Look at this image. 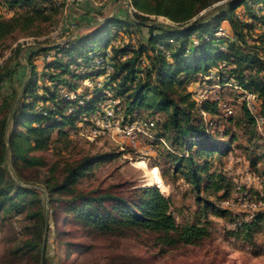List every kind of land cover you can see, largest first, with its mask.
Instances as JSON below:
<instances>
[{
	"label": "rangeland",
	"instance_id": "374dc122",
	"mask_svg": "<svg viewBox=\"0 0 264 264\" xmlns=\"http://www.w3.org/2000/svg\"><path fill=\"white\" fill-rule=\"evenodd\" d=\"M221 1L225 0L218 2ZM203 2L197 3L196 7ZM37 6L43 7L42 3ZM46 6H49L45 11L49 16L48 20L36 22L30 30L17 29L0 40V62L10 57L11 63L15 64L18 57L13 51L17 46L21 51L20 68L11 81L4 83L0 90V99L9 94L12 87L19 88L20 82L24 81L25 76L22 73L25 57L22 51L26 52L30 44L41 43L50 46L57 42L62 50L70 49L73 42L82 40L96 26L94 23L116 16L126 20L127 25L124 29L113 27L112 38L118 40V45L130 42L136 47L138 41L145 39L146 30L132 24L130 17H133V12L156 22L176 24L164 15L132 5L131 0H51ZM211 6L207 7L209 9L203 15L212 10ZM25 9H21L22 12H25ZM242 9L243 7H239L235 12ZM257 14H263L264 17V9H259ZM3 16L9 18L12 15ZM251 23L252 27L246 32V43L245 46L242 45V50L264 60V20ZM56 27H59L60 31L53 38L51 34ZM218 31H224L225 34L230 32L226 21L222 22ZM191 39L197 40V35ZM67 41H71L70 47H66ZM158 44L159 49L166 55L174 46L170 40H159ZM165 44L170 46L166 47ZM219 51L229 52L222 42L215 50ZM76 52L74 54L77 55ZM65 54L59 53L62 56ZM54 55V51L50 49L44 56L34 58V64L40 70L43 64H46L44 61L52 60ZM167 60L172 62L168 57ZM108 62L104 58H95L94 55L81 61L75 70L78 72L77 78L65 86L66 90L70 86L78 88L76 92H67L68 98H75L77 94L87 95L89 90L86 86L101 87L104 81L102 76L96 74L89 79L84 76L91 75L98 68L110 69L111 63ZM149 62L148 58L143 57L140 72H144ZM210 64L213 66L209 70L195 75L192 82L188 80L177 85L175 90L177 97L190 93L189 99L193 104L192 117L197 122L200 119L204 122L205 119L209 120L210 134L207 139L228 141L232 135L235 137V140L230 139L231 143L225 153L216 152L201 159L195 156L197 164L202 167L199 172L202 177L199 188L191 186L180 171H173V157L168 154L169 151L176 154L181 152L184 155L194 153L197 145L190 148V151L183 152L179 144L180 141L186 143V139L190 137L180 140L169 131H164L158 136L155 124L165 118L163 112L151 115L150 110L141 108L135 112L137 117L129 120L124 116V121L122 114L115 108L118 98L110 97L108 90H105L103 100L99 104V108L104 112L102 117H89L92 119L91 124L86 126L80 123L76 129L64 135H59L55 130L51 135L50 145L44 150L33 152L43 165L25 169L23 174L27 180L26 186H33L41 191L36 195L41 201L38 202L36 196L24 195L16 198V206L0 212V264H41L43 258L46 264H111L110 260L114 254L131 258L137 264H264V218L249 226L236 228L238 222H248L251 219L247 220L250 209L248 205L257 198L258 184L252 175L249 161L254 160L259 167L264 163L262 141L254 137L251 143L248 142V135H253L254 132L260 135L264 133V121L259 120V124L247 127L244 118V107L249 110L250 106L257 116L260 114L261 99L255 90L240 85L239 82L242 80L247 84L252 80H264V71H258L259 63L250 64L241 72L237 68L234 74L232 70L236 67L231 60L218 58L215 63L212 61ZM181 77L184 79V75ZM47 78L48 76H45L38 81L39 94L43 93L44 84L53 86ZM62 86L59 93L65 92ZM205 103L209 105V114L203 109ZM42 105L45 106L43 103ZM109 109L112 110V127L105 128L100 121L105 118ZM249 112L251 113L250 110ZM95 123L98 125L96 131H93ZM130 126L133 133L127 134L125 131ZM68 127L69 125L63 126L64 132ZM121 130L124 132H120ZM175 138L176 144L172 141ZM95 154L105 158L92 164L86 173L74 182L73 188L76 192L128 193L132 188L150 185L147 173L155 170L157 172L153 171L155 181L152 184H157L160 188L154 186L170 200L169 211L174 215L176 222L199 223L205 227L208 235L197 244H177L169 247L162 244L155 234L146 230L134 229L116 236L89 234L79 222H73L71 215L63 212L59 204L47 202L43 184L49 178V183L61 178L69 166ZM205 167L207 170L203 169ZM210 172H223L225 176L223 187L217 192L213 180L206 178L205 174ZM226 177L233 183L232 187ZM236 184H241L240 193L236 190ZM223 192L229 195L228 199L222 200ZM205 205L204 211L202 206ZM221 209H227L230 213H220ZM39 210L45 220L42 240L40 239L42 242H39L36 236L42 221V216L35 213ZM34 241L37 242L36 246L28 250ZM17 247H21V251L14 253Z\"/></svg>",
	"mask_w": 264,
	"mask_h": 264
},
{
	"label": "trees",
	"instance_id": "16d2710c",
	"mask_svg": "<svg viewBox=\"0 0 264 264\" xmlns=\"http://www.w3.org/2000/svg\"><path fill=\"white\" fill-rule=\"evenodd\" d=\"M131 1L132 5L164 15L176 24L156 22L133 12V17H130L132 24L146 30L145 39L138 41L136 47L130 42L116 44L118 40L112 38L114 36L111 29L113 27L124 29L127 21L112 16L94 26L82 40L73 42L70 49L62 50L60 44L54 45L55 43L50 46L34 43L35 46L27 47L26 52L22 51L25 57L22 75L27 77H23L24 81L20 82L19 88L12 87L10 93L0 99V212L16 206L18 197L28 194L36 196L41 192L36 187L26 186L27 180L23 174L25 169L43 165L33 152L46 149L55 130L59 135H64L76 129L80 123L86 126L91 124L90 118L102 117L104 112L99 108V104L103 100L105 90H108L110 97L118 98L115 108L120 115L122 114L124 121L126 120L124 116L129 120L137 117L135 112L141 108L150 110L151 115L163 112L165 118L155 124L158 136L164 131H169L180 140L190 137L186 139V143L180 141L179 144L183 152H188L197 145L194 153L184 155L181 152L176 154L169 151L168 154L173 157V171L175 173L180 171L183 178L195 188H199L202 181L199 174L202 167L197 164L195 156L201 159L216 152L225 153L231 143L230 139L235 140L233 135L228 141L207 139L210 134L209 120L205 119L204 122L200 119L197 122L192 117L193 104L189 99L190 93L177 97L175 90L177 85L188 80L192 82L195 75L209 70L213 66L210 63L212 61L215 63L218 58L231 60L235 64L233 74L237 68L241 72L253 63H259L258 71H264V60L242 50V45L245 46L246 43V32L252 27L251 22L264 20L263 14H257L259 9H264V0H225L224 3L195 20L192 17H196L200 11L210 5L213 6V3L219 0ZM50 2L51 0H0V4L15 9L14 14L9 18L0 14V40L17 29L30 30L36 22L48 20L49 16L45 11L46 7L51 6H46ZM200 2L203 3L196 7ZM38 3H42L43 7L37 6ZM239 7L243 9L235 12ZM21 9L26 11L22 12ZM223 21H226L230 32L217 34ZM194 35H197V40L191 39ZM159 40L173 42V49L168 55L159 49ZM70 42H66V47H70ZM221 42L227 46L229 52H215ZM165 46L170 45L165 44ZM50 49L54 51V57L52 60L44 61L46 64H43L39 70L33 59L44 56ZM20 52L19 46L13 51L18 57L15 64L11 63L10 57L0 62V90L4 83L11 81L18 72L21 65ZM75 52L77 55L74 54ZM59 53L66 54L62 56ZM93 55L111 63L110 69L98 68L91 75L84 76L88 79L96 74L102 76L104 81L101 87L86 86L89 90L87 95L77 94L75 98L69 99L67 92H76L78 89L76 86H70L66 90L68 83H72L77 78L78 72H75L77 66ZM143 57L148 58L150 62L145 66L144 72H140L139 67ZM167 57L172 60L171 63L168 62ZM181 75H184V79ZM45 76H48V82L53 86L44 84L43 93L39 94L37 84ZM239 83L257 92L261 99V110L256 116L263 122L264 80H252L247 84L240 80ZM61 86L65 88V92L59 93ZM203 109L209 114L208 103L203 105ZM244 118L247 127L255 126V117L246 107H244ZM65 125L69 127L64 132L62 128ZM254 137L260 139L261 145L264 146V133L260 135L254 132L253 135H248V142L251 143ZM172 141L174 144L177 142L176 138ZM104 158L103 155L96 154L87 156L69 166L61 178L50 183V178L45 180L43 191L47 195V202L59 204L62 211L70 214L73 222H79L89 234L116 236L124 235L134 229L146 230L155 234L162 244L169 247L177 244H197L208 235L205 227L199 223L178 224L169 211L170 200L154 186L157 184L135 187L128 193L120 194L100 191L76 192L73 188L74 182L83 176L92 164ZM249 162L253 177L258 179L257 198L264 201V163L259 167L254 160ZM203 169L207 170V167ZM219 173L205 174L206 178L213 180L215 192L223 187L225 176L223 172ZM225 179L232 187L231 180L227 177ZM260 192L262 195L259 194ZM228 198L229 195L223 192L222 200ZM37 200L41 201L38 197ZM202 207L205 211L206 205ZM35 213L42 216L36 231L38 241L42 242L40 239L42 240L45 220L40 210ZM220 213L230 212L221 209ZM262 218L264 212L257 211L248 222L237 223L236 228L249 226ZM36 244L37 242L34 241L28 250L33 249ZM18 251H21V247H17L14 253ZM110 262L137 264L131 258H123L120 254H114ZM41 264H46L44 258Z\"/></svg>",
	"mask_w": 264,
	"mask_h": 264
},
{
	"label": "built area",
	"instance_id": "2783aa9c",
	"mask_svg": "<svg viewBox=\"0 0 264 264\" xmlns=\"http://www.w3.org/2000/svg\"><path fill=\"white\" fill-rule=\"evenodd\" d=\"M14 11H15V9H13V8H8L6 5H3V4H0V14H2V15H7V16H9V15H13L14 14ZM60 31V28L59 27H56L54 30H53V32H52V34H51V36L53 37V38H55L56 37V35L58 34V32ZM217 34H225L224 33V31L222 32V31H218L217 32ZM249 107V110L251 111V113H253V116L255 117V120H256V123H260L261 122V120L256 116V114L250 109V106H248ZM112 115V110H108L107 111V114H105V121H104V119L103 120H101L100 121V123H102V125H103V127H105V128H111L112 127V124L110 123V116ZM259 120H260V122H259ZM99 122V121H98ZM150 124H152L151 122H150ZM96 125H98L97 123H95V126L94 127H92V129H93V131H96V128H97V126ZM100 126H101V124H99ZM115 128H117V127H115ZM133 128H132V126H130V128H128L125 132L127 133V134H132L133 133V130H132ZM120 132H124V130H121ZM254 179L257 181L258 179L257 178H255L254 177ZM241 184H236V190L240 193L241 192ZM247 194V193H246ZM260 195H262V193L260 192L259 193ZM248 196H250L249 194H247ZM238 197V196H237ZM239 199V198H238ZM249 211H248V214H247V220L248 219H250V218H252L253 217V215H254V212L255 211H263L264 212V201L263 200H261V198H255V200L254 201H251L250 203H249ZM238 223H240V222H238Z\"/></svg>",
	"mask_w": 264,
	"mask_h": 264
},
{
	"label": "water",
	"instance_id": "95a60500",
	"mask_svg": "<svg viewBox=\"0 0 264 264\" xmlns=\"http://www.w3.org/2000/svg\"><path fill=\"white\" fill-rule=\"evenodd\" d=\"M225 1H221V2H217L216 4H214L213 6H212V8H214V7H217L218 5H220V4H222V3H224ZM128 4V3H127ZM209 9V8H208ZM208 9H206V10H204V11H201L196 17H194L193 18V20H195V19H197V18H199L200 16H202ZM106 19H104V20H100V21H97L96 23H94L95 25H98V24H100V23H102L103 21H105ZM56 44H58L57 42L54 44V45H56ZM31 46H35L36 44H30ZM26 77H27V75H26ZM25 77V78H26ZM43 250H44V247L42 248V254H43Z\"/></svg>",
	"mask_w": 264,
	"mask_h": 264
},
{
	"label": "bare ground",
	"instance_id": "6f19581e",
	"mask_svg": "<svg viewBox=\"0 0 264 264\" xmlns=\"http://www.w3.org/2000/svg\"><path fill=\"white\" fill-rule=\"evenodd\" d=\"M155 169L157 170V168H155ZM153 171H154L155 173L157 172V171H155V170H152V172L149 171V172L147 173V176H148V178L150 179V180H148V182L151 183V184L154 183V181H155ZM150 181H152V182H150ZM148 182H147V183H148Z\"/></svg>",
	"mask_w": 264,
	"mask_h": 264
}]
</instances>
